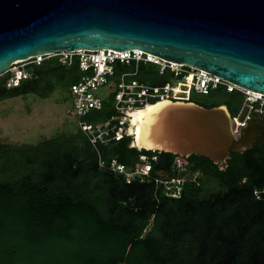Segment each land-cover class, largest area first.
Segmentation results:
<instances>
[{
    "label": "trees",
    "instance_id": "trees-1",
    "mask_svg": "<svg viewBox=\"0 0 264 264\" xmlns=\"http://www.w3.org/2000/svg\"><path fill=\"white\" fill-rule=\"evenodd\" d=\"M131 68L118 66L116 74ZM35 77L18 87L0 83V102L27 95L47 99L79 78L76 63L30 67ZM162 86L166 76L141 67L134 77ZM205 108L225 105L233 116L244 96L211 90ZM156 100H151L154 103ZM115 114L112 95L86 121ZM130 138L100 146L99 154L76 128L35 144L0 143V264H264V204L253 191L264 184V148L237 155L220 170L207 158H187L197 183L179 198L164 189L99 167L112 159L131 168L141 154H156L153 170L170 171L175 156L137 151Z\"/></svg>",
    "mask_w": 264,
    "mask_h": 264
},
{
    "label": "water",
    "instance_id": "water-1",
    "mask_svg": "<svg viewBox=\"0 0 264 264\" xmlns=\"http://www.w3.org/2000/svg\"><path fill=\"white\" fill-rule=\"evenodd\" d=\"M81 49H138L264 96V0H0V74ZM132 114L125 136L137 151L197 155L225 170L229 152L251 146L225 105L164 100Z\"/></svg>",
    "mask_w": 264,
    "mask_h": 264
},
{
    "label": "built area",
    "instance_id": "built-area-1",
    "mask_svg": "<svg viewBox=\"0 0 264 264\" xmlns=\"http://www.w3.org/2000/svg\"><path fill=\"white\" fill-rule=\"evenodd\" d=\"M54 61L61 65L76 63L80 76L68 88L70 98L69 114L74 119L76 128L86 137L88 143L99 154L100 146L118 142L125 135L131 114L150 104L151 100L189 101L192 93L207 95L211 90L223 88L226 92H239L244 96L241 108L232 116L233 130L239 132L250 121L253 114H260L264 105V96L246 91L236 85L214 76L201 69L169 62L141 50L118 52L110 49L75 50L59 53L36 55L25 61H16L0 74V82L6 88L18 87L23 81L30 80L35 74L30 67L43 62ZM118 66L129 71L116 74ZM141 67L153 68L159 76H166L162 86H148L139 83L134 77ZM179 82H187L186 88L175 91ZM112 95L115 114L98 124L86 121L92 111L103 106V100ZM158 162L156 154H141L133 167L112 159L106 166L99 158V167L122 175L126 184L134 181L153 183L156 188H163L166 196L179 198L185 183H197L200 174L191 173L187 158L175 156L170 171L153 170ZM199 175V176H198ZM254 199L264 204V184L253 191Z\"/></svg>",
    "mask_w": 264,
    "mask_h": 264
},
{
    "label": "rangeland",
    "instance_id": "rangeland-1",
    "mask_svg": "<svg viewBox=\"0 0 264 264\" xmlns=\"http://www.w3.org/2000/svg\"><path fill=\"white\" fill-rule=\"evenodd\" d=\"M193 99L203 104L209 102L208 97L199 94L193 95ZM69 110L70 98L65 89L57 88L47 99L27 95L4 100L0 102V143L35 144L73 132L77 126Z\"/></svg>",
    "mask_w": 264,
    "mask_h": 264
},
{
    "label": "flooded vegetation",
    "instance_id": "flooded-vegetation-1",
    "mask_svg": "<svg viewBox=\"0 0 264 264\" xmlns=\"http://www.w3.org/2000/svg\"><path fill=\"white\" fill-rule=\"evenodd\" d=\"M237 138L242 141L249 139L251 146L243 152H232L234 154L241 155L252 149L264 148V105L262 112L260 114H253L247 125L238 133ZM231 160H233V158L229 155L226 160V168L228 166L227 163Z\"/></svg>",
    "mask_w": 264,
    "mask_h": 264
},
{
    "label": "bare ground",
    "instance_id": "bare-ground-1",
    "mask_svg": "<svg viewBox=\"0 0 264 264\" xmlns=\"http://www.w3.org/2000/svg\"><path fill=\"white\" fill-rule=\"evenodd\" d=\"M182 85V86H181ZM187 86V82H179L177 83V85L175 86V91L176 92H180L182 91L184 88H186ZM179 87L183 88V89H179ZM253 95H254V92H253ZM143 113V111H137L134 115H133V120H132V123H134L136 120H139L140 117H141V114Z\"/></svg>",
    "mask_w": 264,
    "mask_h": 264
}]
</instances>
